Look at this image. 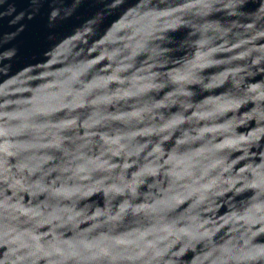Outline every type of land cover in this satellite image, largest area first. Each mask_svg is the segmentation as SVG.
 Instances as JSON below:
<instances>
[{
    "label": "water",
    "instance_id": "1",
    "mask_svg": "<svg viewBox=\"0 0 264 264\" xmlns=\"http://www.w3.org/2000/svg\"><path fill=\"white\" fill-rule=\"evenodd\" d=\"M0 264H264V0H0Z\"/></svg>",
    "mask_w": 264,
    "mask_h": 264
}]
</instances>
